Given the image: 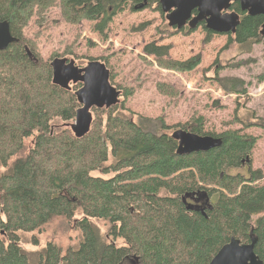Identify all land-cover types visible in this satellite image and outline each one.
Listing matches in <instances>:
<instances>
[{"label": "trees", "instance_id": "obj_1", "mask_svg": "<svg viewBox=\"0 0 264 264\" xmlns=\"http://www.w3.org/2000/svg\"><path fill=\"white\" fill-rule=\"evenodd\" d=\"M159 1L0 0V21L8 23L18 40L0 51V167L6 168L0 173V264H209L230 239L244 245L251 237L257 240L255 255L264 264V185H254L262 175L251 169L248 176L232 175L225 169L240 162L223 165L233 152L251 159L256 137L235 130L204 132L201 117L191 124L168 126L161 118L132 114L121 102L119 107L91 109L90 131L76 139L69 125L80 107L74 92L81 85L70 91L53 85L49 61L37 51L38 39L24 35L33 19H43L56 7L64 24L94 22L101 35L126 6L134 11L157 5L162 13ZM229 11L238 14L239 25L234 34H223L228 45L250 49L264 41L263 16H249L237 2ZM198 27L208 36L215 34L204 23ZM194 30L185 26L169 28L167 33L187 36ZM169 50L170 46L155 44L143 48L164 69L187 73L200 65L198 56L166 60ZM229 83L221 88L246 93L242 80L233 78ZM122 89L125 98L132 95L130 89ZM170 89L157 84L165 96ZM56 119L67 123L66 128L53 129ZM253 125L264 135V119ZM175 130L220 138L222 145L179 156L171 138ZM94 172L112 177L94 178L90 176ZM153 174L158 177H147ZM93 183L101 188L88 185ZM210 185L216 188L205 187ZM189 205L197 210L187 211ZM76 214L81 219L74 220V227L82 238L77 249L63 250L49 242L31 260L20 248L19 233L39 231L56 217L71 221ZM91 220L104 222L107 230L100 233Z\"/></svg>", "mask_w": 264, "mask_h": 264}, {"label": "rangeland", "instance_id": "obj_2", "mask_svg": "<svg viewBox=\"0 0 264 264\" xmlns=\"http://www.w3.org/2000/svg\"><path fill=\"white\" fill-rule=\"evenodd\" d=\"M156 7L131 11L126 6L112 17L101 35L95 31L94 22H82L77 26L64 24L56 7L43 19H33L24 29V35L38 39L37 51L49 64L56 57L73 60L78 67L85 66L89 59H103L114 86L121 91L117 106L122 102L123 108L134 115L161 118L168 126L191 124L194 118L201 117L204 132L221 134L235 130L256 137L251 159L233 152L223 165L240 162L237 167L225 169L232 175L248 176L249 169L259 170L262 176L254 185H264V135L253 125L258 118L264 119V41L250 49L235 43L228 45L226 36H208L202 27L187 36L179 33L169 36L167 30L171 27ZM148 44L170 46L166 60L186 61L198 56L200 65L187 73L161 68L154 56L144 54L143 48ZM233 78L244 82L245 94L221 88V85H229ZM157 84L168 85L169 95L160 94ZM122 88L130 89L132 95L125 98ZM246 122L253 123L245 128L242 123ZM66 125L59 119L52 122L55 130L66 128ZM4 172L6 168L0 167V173ZM90 176L103 180L112 177L98 172ZM88 185L93 189L101 188L98 183ZM78 219L81 216L77 214L71 221L56 217L39 231L19 233V246L31 260H35L49 242L63 250L67 247L77 249L82 241L80 231L74 227V220ZM91 223L100 233L107 230L102 221L91 220ZM121 243L116 242L118 246Z\"/></svg>", "mask_w": 264, "mask_h": 264}, {"label": "water", "instance_id": "obj_3", "mask_svg": "<svg viewBox=\"0 0 264 264\" xmlns=\"http://www.w3.org/2000/svg\"><path fill=\"white\" fill-rule=\"evenodd\" d=\"M235 2L239 3L240 10L249 16L264 17V0H160L159 6L171 28L180 30L187 26L193 30L204 23L207 30L227 35L234 34L239 25L238 14L229 11L230 5ZM260 35L264 37V22ZM17 42L10 33L8 23L0 21V51ZM49 65L53 85L66 91L71 90V85H81L74 92L80 107L69 129L76 139H82L90 131L91 109H110L116 106L121 92L111 85L109 70L99 61H90L85 66L78 67L73 60L55 58ZM171 138L177 142L176 154L179 156L209 152L222 145L220 138L198 136L183 130H175ZM205 197L206 194H203V198ZM205 201L208 203V198ZM183 203L185 204V200ZM208 208L211 209V206L208 205ZM194 209L197 210V207L186 206L187 211ZM256 243L257 240L253 237L250 238L249 244L244 245L232 238L221 247L209 264H262L254 253Z\"/></svg>", "mask_w": 264, "mask_h": 264}, {"label": "bare ground", "instance_id": "obj_4", "mask_svg": "<svg viewBox=\"0 0 264 264\" xmlns=\"http://www.w3.org/2000/svg\"><path fill=\"white\" fill-rule=\"evenodd\" d=\"M13 37V36H12ZM14 38V37H13ZM177 150V149H176ZM257 244V243H256ZM254 249H255V247H254ZM255 253V252H254ZM260 260V259H259Z\"/></svg>", "mask_w": 264, "mask_h": 264}]
</instances>
